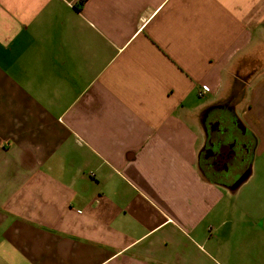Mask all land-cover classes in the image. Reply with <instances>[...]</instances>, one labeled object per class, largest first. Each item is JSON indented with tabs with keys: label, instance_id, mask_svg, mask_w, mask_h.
I'll return each instance as SVG.
<instances>
[{
	"label": "crops",
	"instance_id": "obj_1",
	"mask_svg": "<svg viewBox=\"0 0 264 264\" xmlns=\"http://www.w3.org/2000/svg\"><path fill=\"white\" fill-rule=\"evenodd\" d=\"M0 264H264V0H0Z\"/></svg>",
	"mask_w": 264,
	"mask_h": 264
},
{
	"label": "flooded vegetation",
	"instance_id": "obj_2",
	"mask_svg": "<svg viewBox=\"0 0 264 264\" xmlns=\"http://www.w3.org/2000/svg\"><path fill=\"white\" fill-rule=\"evenodd\" d=\"M207 136L199 165L218 178L236 179L250 166L254 134L226 110H211L203 122Z\"/></svg>",
	"mask_w": 264,
	"mask_h": 264
},
{
	"label": "built area",
	"instance_id": "obj_3",
	"mask_svg": "<svg viewBox=\"0 0 264 264\" xmlns=\"http://www.w3.org/2000/svg\"><path fill=\"white\" fill-rule=\"evenodd\" d=\"M81 1V0H80ZM205 93V91L204 90H201L200 92H199V95H203Z\"/></svg>",
	"mask_w": 264,
	"mask_h": 264
},
{
	"label": "trees",
	"instance_id": "obj_4",
	"mask_svg": "<svg viewBox=\"0 0 264 264\" xmlns=\"http://www.w3.org/2000/svg\"><path fill=\"white\" fill-rule=\"evenodd\" d=\"M83 2H84V0H81V1H80V4H82Z\"/></svg>",
	"mask_w": 264,
	"mask_h": 264
}]
</instances>
